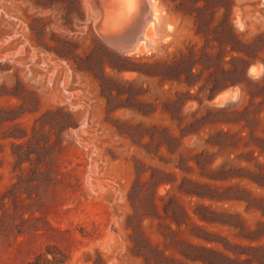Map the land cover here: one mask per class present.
I'll use <instances>...</instances> for the list:
<instances>
[{
  "label": "rangeland",
  "instance_id": "374dc122",
  "mask_svg": "<svg viewBox=\"0 0 264 264\" xmlns=\"http://www.w3.org/2000/svg\"><path fill=\"white\" fill-rule=\"evenodd\" d=\"M155 1L0 0V264H264V0Z\"/></svg>",
  "mask_w": 264,
  "mask_h": 264
},
{
  "label": "bare ground",
  "instance_id": "6f19581e",
  "mask_svg": "<svg viewBox=\"0 0 264 264\" xmlns=\"http://www.w3.org/2000/svg\"><path fill=\"white\" fill-rule=\"evenodd\" d=\"M87 1L88 0H85V2ZM92 2H93L92 9L98 15V23L96 25H97L98 33L101 36L99 37L103 39L102 41H104V43H106L108 46L118 51L124 52V53H137L139 51H143L145 48H147L151 44V40L148 37V33L150 31L155 33V29L157 28L159 24V22L156 20L157 19L156 14L154 13L155 11L159 10L158 4L156 3L155 0H148V7L145 8V11L137 12L136 16L134 17L135 21L132 22L131 28H135V29L138 28L139 32L137 33L135 40L131 44H125V45H122L121 42H116V39L114 40L113 36L110 34L113 33V22L115 19H117L119 23V24L117 23V26L123 27V26L129 25V23L132 21V20L130 21L131 17H129V15H126V14L123 15L121 12H118L117 15L112 14V13H106L104 9L102 8L103 5H102L101 0H94ZM87 3L89 4V2ZM157 30H160V29H157ZM12 54H15V53L13 52ZM12 54L10 53V55Z\"/></svg>",
  "mask_w": 264,
  "mask_h": 264
},
{
  "label": "water",
  "instance_id": "95a60500",
  "mask_svg": "<svg viewBox=\"0 0 264 264\" xmlns=\"http://www.w3.org/2000/svg\"><path fill=\"white\" fill-rule=\"evenodd\" d=\"M92 1L94 0H88L87 2L93 7ZM101 2L102 8L106 13L117 15L118 12H121L123 15L126 14L131 17L130 21H132L129 25L123 27L117 26L118 21L115 19L113 22V33L110 34L114 40L116 39V42H121L122 45L131 44L139 32L138 28H131L132 22L135 21L134 17L138 11H145V8L148 7V0H101Z\"/></svg>",
  "mask_w": 264,
  "mask_h": 264
}]
</instances>
